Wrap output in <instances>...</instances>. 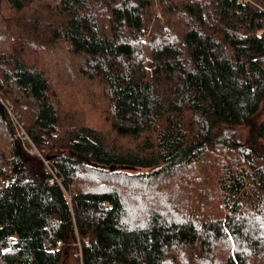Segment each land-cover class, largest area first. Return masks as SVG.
<instances>
[{"label":"trees","instance_id":"16d2710c","mask_svg":"<svg viewBox=\"0 0 264 264\" xmlns=\"http://www.w3.org/2000/svg\"><path fill=\"white\" fill-rule=\"evenodd\" d=\"M261 112L264 0H0V264H264Z\"/></svg>","mask_w":264,"mask_h":264},{"label":"rangeland","instance_id":"374dc122","mask_svg":"<svg viewBox=\"0 0 264 264\" xmlns=\"http://www.w3.org/2000/svg\"><path fill=\"white\" fill-rule=\"evenodd\" d=\"M56 54L59 56V58L62 60V62L66 65V66H63V68L61 67L62 66V63L61 62H58L57 66L59 68V71L61 73V76L63 75L64 80L67 81V83L74 87V85L70 82V76L72 75L71 74V70H70V67L67 65L68 64V54L66 52H64V50L61 49V47L58 49V51L56 52ZM64 72V73H63ZM261 117H264V112H261L259 114V118ZM126 240L128 242H133L134 240L130 237H126Z\"/></svg>","mask_w":264,"mask_h":264},{"label":"built area","instance_id":"2783aa9c","mask_svg":"<svg viewBox=\"0 0 264 264\" xmlns=\"http://www.w3.org/2000/svg\"><path fill=\"white\" fill-rule=\"evenodd\" d=\"M31 152L34 153L37 156H40L39 153H38V151L35 150V149H31ZM49 181L51 182V179Z\"/></svg>","mask_w":264,"mask_h":264}]
</instances>
